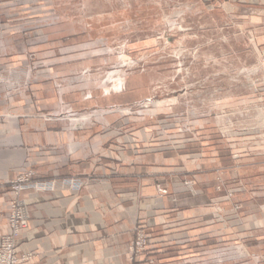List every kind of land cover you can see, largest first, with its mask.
Listing matches in <instances>:
<instances>
[{"label": "rangeland", "instance_id": "obj_1", "mask_svg": "<svg viewBox=\"0 0 264 264\" xmlns=\"http://www.w3.org/2000/svg\"><path fill=\"white\" fill-rule=\"evenodd\" d=\"M216 2L7 0V55L0 52L7 70L5 78L0 70V88L8 107L17 104L7 107V117L60 116L69 124L80 119L119 133L109 119L115 116L124 126H150L153 137L171 149L198 145L205 160L218 165L224 197L210 218L225 227L212 242L176 253L173 263L264 264V183L258 178L264 174V58L240 31L230 28V35L223 20L213 18ZM3 16L0 8V41ZM19 44L24 50L15 58L8 51ZM135 73L143 75L145 86L135 82L139 97L130 103L75 110L62 99L64 89L90 98ZM44 80L53 83L59 109L38 104ZM126 134L114 138L119 148L135 137ZM33 161L7 179L11 200L12 186L25 170L34 172L33 180L37 175ZM224 202H230L235 224L226 219ZM144 231L150 245L148 227ZM149 245L135 254L131 245L130 252L144 259Z\"/></svg>", "mask_w": 264, "mask_h": 264}, {"label": "crops", "instance_id": "obj_2", "mask_svg": "<svg viewBox=\"0 0 264 264\" xmlns=\"http://www.w3.org/2000/svg\"><path fill=\"white\" fill-rule=\"evenodd\" d=\"M216 1L213 18L222 19L234 33L240 31L255 55L263 59L264 0ZM0 8L6 29L0 52L7 55V0L1 1ZM12 49L8 53L17 58L24 46ZM0 70L5 78L6 57L0 59ZM141 81L143 75L129 74L90 98L78 89H64L62 99L75 110L126 104L139 97L135 82L145 86ZM43 82L38 104L59 109L53 83ZM0 91V239L9 232L12 196L7 179L33 159L37 171L34 181L42 183L21 194L30 222L19 236L18 247L21 253L34 255L31 262L21 264H182L173 263L176 253L193 243L212 242L215 231L225 227L210 218L215 203L224 197L218 190V165L214 160L209 164L198 145L171 149L153 137L150 126H124L111 116L121 135L135 134L130 145L119 148L114 141L119 133L80 119L69 124L60 116L52 120L7 117V109L17 104L8 107L6 95ZM258 178L264 183V174ZM73 179L81 182L80 188L64 186V181ZM186 183L194 191L188 190ZM224 204L226 219L235 224L230 202ZM247 214L246 219L251 220ZM138 223H147L151 237L144 259L130 252Z\"/></svg>", "mask_w": 264, "mask_h": 264}, {"label": "built area", "instance_id": "obj_3", "mask_svg": "<svg viewBox=\"0 0 264 264\" xmlns=\"http://www.w3.org/2000/svg\"><path fill=\"white\" fill-rule=\"evenodd\" d=\"M33 175V171L25 170L12 186L14 197L10 203L11 208L8 216L9 232L4 234L0 239V264H21L24 262H31L34 256L32 252L21 253L18 247L19 236L28 228L30 222L28 206L25 199L21 197V193L30 188H37L39 184H42L34 181L32 178ZM64 182V186L75 187L76 189L80 188L82 185L80 181L74 179ZM161 191L163 193L167 192L166 190ZM146 227V225L139 223L134 228V237H136L132 243V252L134 254L135 252L145 251L148 248V236L144 231Z\"/></svg>", "mask_w": 264, "mask_h": 264}, {"label": "water", "instance_id": "obj_4", "mask_svg": "<svg viewBox=\"0 0 264 264\" xmlns=\"http://www.w3.org/2000/svg\"><path fill=\"white\" fill-rule=\"evenodd\" d=\"M191 190L194 191V190H193V187H191Z\"/></svg>", "mask_w": 264, "mask_h": 264}]
</instances>
